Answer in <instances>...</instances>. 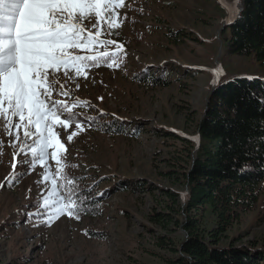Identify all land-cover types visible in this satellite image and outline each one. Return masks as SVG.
<instances>
[{"label":"rangeland","instance_id":"1","mask_svg":"<svg viewBox=\"0 0 264 264\" xmlns=\"http://www.w3.org/2000/svg\"><path fill=\"white\" fill-rule=\"evenodd\" d=\"M126 3L128 7L118 10L119 26L102 37L123 45L121 66L110 69L108 58L101 57L86 77L68 79L59 73L53 85L52 99L79 101L73 109L79 116L103 110L108 115L96 121L113 119L124 125L115 132L95 127L96 121L84 123L69 142L67 136L76 131L73 124L61 137L65 175L83 177L82 183L95 191L106 189L103 208L79 220L59 217L50 226L21 214L36 211L47 191L35 183L41 179L39 166L30 173L26 166L12 167L19 147L12 146L0 117V264H167L165 258L179 254L175 248L184 238L178 225L182 214L177 212L188 197L183 172L200 142L197 124L211 89L236 76L264 79V63L227 51L229 28L223 26L233 0ZM241 3L235 7L241 10ZM104 51L116 49L97 45L94 52L79 54ZM146 68L150 74L168 70L170 82L144 81L148 76L139 78L136 72ZM61 89L69 96L61 95ZM11 131L23 137V129ZM25 143L31 144L32 138ZM26 155L31 159L30 150ZM56 167L50 161V170ZM14 176L18 179L12 183ZM158 212L168 215L159 218ZM234 238L236 244L253 241L264 249V184L254 207L222 241Z\"/></svg>","mask_w":264,"mask_h":264},{"label":"snow or ice","instance_id":"2","mask_svg":"<svg viewBox=\"0 0 264 264\" xmlns=\"http://www.w3.org/2000/svg\"><path fill=\"white\" fill-rule=\"evenodd\" d=\"M238 3L239 0H233L228 23L239 18L240 9L235 7ZM126 7V0H0V117L12 146L19 147L12 167L26 166L29 173L38 166L41 168L37 174L41 179L35 183L47 195L41 197L42 202H37L36 211L21 213L37 218L40 226H50L65 215L79 220L82 214L88 213L89 205L96 203L92 199V186L79 189L76 178L65 175L61 153L66 148L61 137L63 130L71 131L74 124L76 131L67 136V141H72L83 131L84 123L91 125L108 113L99 110L98 115L79 116L73 110L79 101L70 104L52 99L53 85L59 73L68 79L86 77L88 69L101 57L108 58L110 69L121 66L119 56L124 51L123 45L102 37L119 26L118 10ZM97 45L106 49L115 46L116 51L79 54L94 52ZM238 79L252 81L258 77ZM212 83L216 84L215 76ZM60 94L69 96L63 89ZM251 95L264 106V96ZM84 106H88L86 101ZM13 118H18V122ZM113 118L116 119L114 114ZM13 128L23 129V137L19 132L14 134ZM28 138H32L31 144L25 143ZM27 150L31 159L26 155ZM21 155L23 159L19 158ZM50 161L57 165L54 172L50 170ZM105 178L108 177L100 179ZM17 179L14 176L12 183ZM96 195L103 196L104 192Z\"/></svg>","mask_w":264,"mask_h":264},{"label":"trees","instance_id":"3","mask_svg":"<svg viewBox=\"0 0 264 264\" xmlns=\"http://www.w3.org/2000/svg\"><path fill=\"white\" fill-rule=\"evenodd\" d=\"M229 28L228 53L246 55L264 63V0H242L239 18L226 24ZM178 40V39H177ZM105 58V57H104ZM103 58V59H104ZM139 78L155 85L170 82L168 70L156 74L148 70L136 72ZM236 76L213 86L206 108L197 124L200 139L189 169L184 173L188 188L185 205L177 210L178 222L184 231L178 255L165 258L167 264H264V249L253 241L224 243L227 231L241 216L251 210L264 184V110L254 98L264 96V79L249 81ZM255 77V76H254ZM101 128L121 132L122 121L105 119ZM106 125V126H105ZM79 189H87L78 176ZM120 186L117 181L115 187ZM108 190V189H107ZM102 192V190L100 191ZM92 189L95 204L81 216L101 212L107 193ZM174 210L173 205L169 206ZM159 218L168 215L158 212ZM211 220L210 226L207 222Z\"/></svg>","mask_w":264,"mask_h":264},{"label":"water","instance_id":"4","mask_svg":"<svg viewBox=\"0 0 264 264\" xmlns=\"http://www.w3.org/2000/svg\"><path fill=\"white\" fill-rule=\"evenodd\" d=\"M226 24H227V22L224 24V26H223V27H225V26H226Z\"/></svg>","mask_w":264,"mask_h":264}]
</instances>
